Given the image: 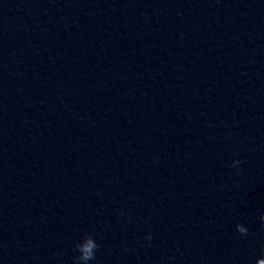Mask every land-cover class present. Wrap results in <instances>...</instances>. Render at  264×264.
Masks as SVG:
<instances>
[{
	"label": "clouds",
	"instance_id": "1",
	"mask_svg": "<svg viewBox=\"0 0 264 264\" xmlns=\"http://www.w3.org/2000/svg\"><path fill=\"white\" fill-rule=\"evenodd\" d=\"M239 161H233L234 166L239 165ZM264 219V217H262ZM237 230L241 234H247L248 229L242 225L238 224ZM98 245L91 239L88 238L85 243L77 245L78 251L81 253L78 259H82L83 261L93 260L95 258V249H97ZM256 264H264V258H259L256 261Z\"/></svg>",
	"mask_w": 264,
	"mask_h": 264
}]
</instances>
